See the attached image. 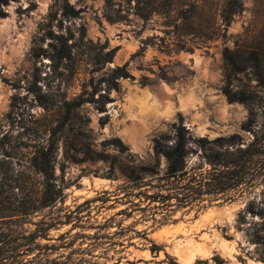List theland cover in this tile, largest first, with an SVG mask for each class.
Returning a JSON list of instances; mask_svg holds the SVG:
<instances>
[{"label": "rangeland", "instance_id": "rangeland-1", "mask_svg": "<svg viewBox=\"0 0 264 264\" xmlns=\"http://www.w3.org/2000/svg\"><path fill=\"white\" fill-rule=\"evenodd\" d=\"M66 2L77 13L64 14ZM112 2L109 7L106 0H9L3 5L0 184L8 189L16 177L35 178L28 165L30 145L48 136L65 112L64 102H70L74 114L54 152L63 198L29 219L66 220L70 211L72 216L70 223L49 231L53 238L67 232L63 240L41 238L42 244H61L78 232L94 236L76 237L73 247L87 248L74 251L72 258L96 264H214L215 255L228 264H264V244L248 234V223L261 217L247 213L246 223L239 222L249 201L263 206L264 180L253 185L249 179L251 186L241 196L219 195L203 208L173 205L167 216L154 203L149 207L145 196L157 192L151 184L163 181L153 177L163 175L166 166L162 156L154 155L153 140L167 136L171 142L175 125H185L194 138L237 133L242 147L253 139L264 112L257 104L227 98L222 54L230 49L239 68L229 84L232 90L258 88L246 58L258 53L264 72V0H140V6L154 9L147 18L130 9L137 0H122L121 7L118 0ZM107 14L123 17L111 21ZM59 38L67 39L71 50V59L63 63L51 59L50 44ZM116 65H125L130 76L118 80V90L110 89L103 110L94 102L76 105ZM100 86L94 97L105 91L103 81ZM200 152L190 154L188 165L201 161ZM142 165L154 166L156 174H145L134 185L127 174ZM144 232L160 246L157 256ZM70 250L61 247L48 256L63 259ZM35 255L47 258L45 250L24 257Z\"/></svg>", "mask_w": 264, "mask_h": 264}, {"label": "trees", "instance_id": "trees-1", "mask_svg": "<svg viewBox=\"0 0 264 264\" xmlns=\"http://www.w3.org/2000/svg\"><path fill=\"white\" fill-rule=\"evenodd\" d=\"M113 0H106V6H111ZM129 3L131 0H124ZM9 0H0V17L5 16L3 5ZM122 0H118L121 7ZM140 0H137L136 7H130L134 14L147 18L153 11L148 6H140ZM63 13L73 15L77 13L69 3L63 5ZM109 20H118L123 15L113 18L111 14L106 16ZM230 16H225L228 21ZM67 39H60L56 44H50L54 49L52 60L63 63L71 59V50L67 44ZM232 51L228 48L223 50V71L226 84L223 86V92L230 101H241L250 104H257L264 112V72H262V61L260 55L256 52H249L246 58L247 65L254 69L256 87L253 90H232L230 87L231 79L239 69L236 61L231 56ZM130 73L125 65H116L108 71L95 85L87 97L76 100V105L83 102H94L99 110H103L105 103L110 99V89H119V79L129 77ZM103 81L105 91L100 92L97 97L94 95L101 89L100 82ZM65 112L59 122L49 129L48 136L35 138L28 160L29 168L35 175L29 181L16 177L6 185L0 184V264H96L95 262L85 261L80 258H72L74 251H86L87 247L74 248L76 237L83 239L91 238L94 235L84 233H74L70 239L63 241L61 244H42L41 238L63 240L67 232L60 233L53 238L49 231L57 228L59 224L70 223L71 211L65 214L66 220L58 217H42L39 221L31 222L29 217L41 213L47 208H53L62 200L64 194V184H59L55 174V157L56 142L59 135L64 130L66 124L73 116V108L70 102H64ZM253 112L251 117L244 123L243 127L248 126L253 121ZM253 139L244 147L241 144V136L237 133L229 136H218L214 139L207 137H192L185 125L178 124L174 126L173 140L167 141V136H161L153 140V151L156 157L162 156L166 161L165 172L163 175L153 177L158 181H163L155 186L157 192L145 194L148 200V206L154 203L153 208L164 209V215L167 216L172 211L173 205L177 207L203 208L205 202L211 201L219 195H242L248 190L249 179L255 181L264 180V118L256 130L253 131ZM40 139V140H38ZM121 147L123 145L116 138L113 139ZM192 143L196 144V148ZM201 150V161L195 165H188L190 154ZM205 166V167H204ZM156 174L154 166H140L131 170L127 178L134 185L140 183L145 174ZM152 176V175H151ZM140 193V192H137ZM227 198L231 199V196ZM156 203V204H155ZM259 215L260 222L248 223V234L253 237L251 240L257 244H264V202L263 206H257L253 201H249L246 208L239 212V222L246 223V215ZM163 215V216H164ZM164 216V219H165ZM32 223L35 227L31 230L25 229V223ZM76 225L73 224L72 228ZM151 243L149 250L153 256H157L161 249L158 244L148 239L145 232L142 236ZM61 247L71 248L68 255L50 258L48 255L53 250ZM34 250H45L47 258L36 257L25 258V254L33 253ZM214 264H228L224 258L219 255L213 256ZM260 260L264 262V248L260 255ZM145 261V260H144ZM207 263V262H206Z\"/></svg>", "mask_w": 264, "mask_h": 264}, {"label": "bare ground", "instance_id": "bare-ground-1", "mask_svg": "<svg viewBox=\"0 0 264 264\" xmlns=\"http://www.w3.org/2000/svg\"><path fill=\"white\" fill-rule=\"evenodd\" d=\"M184 101H185V100H184ZM184 101H183V102H184ZM149 106H150V105H149ZM138 107H139V106H138ZM166 107H168V106H164V109H165ZM169 107H170V106H169ZM169 107H168V108H169ZM143 108H144V107H143ZM141 109H142V105H141ZM146 109H147V108H146ZM162 112H163V111H162Z\"/></svg>", "mask_w": 264, "mask_h": 264}]
</instances>
